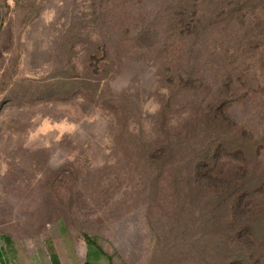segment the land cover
Listing matches in <instances>:
<instances>
[{"label":"rangeland","instance_id":"obj_1","mask_svg":"<svg viewBox=\"0 0 264 264\" xmlns=\"http://www.w3.org/2000/svg\"><path fill=\"white\" fill-rule=\"evenodd\" d=\"M235 2L0 0V227H66L112 264H211L214 187L243 230L223 264H264V9ZM204 105L205 173L179 180L153 142Z\"/></svg>","mask_w":264,"mask_h":264},{"label":"trees","instance_id":"obj_2","mask_svg":"<svg viewBox=\"0 0 264 264\" xmlns=\"http://www.w3.org/2000/svg\"><path fill=\"white\" fill-rule=\"evenodd\" d=\"M231 1L232 2L236 1L233 5L235 12L243 8V5H246L248 8V4L250 6L255 5V7L259 10L264 9V0H244V1L242 0L245 4L240 2V0H231ZM259 30L261 29L259 28ZM260 38L261 40L263 39L262 37ZM258 47L259 48L262 47V44L260 43ZM207 107L209 106L204 105V107L197 108L193 111L194 113H192L193 116L191 115V120H193L196 123L195 125L189 121L180 122L181 124L180 133L183 136L178 137L177 141H175L174 138L171 137V133L168 131L166 125L167 123L163 121L162 125H163V130L165 131L163 136L169 135V137H165L168 139L161 141L163 137L161 133V135H157L158 140H155L153 142V144H155L156 146L155 152L156 155H158L160 162L163 163L166 167H168L170 171L174 170V172L178 175L179 180H184L188 178L191 181H194L195 177H197L198 179L200 178L202 173H205V170H203L202 168H204L203 166L206 165L208 161H201L200 157L196 155L197 152L201 149L203 143L200 141V139H196V137H194L193 139H190V137L192 136L193 133L196 132L197 126L199 127V129H201V131H206L207 124L210 123L212 119ZM158 142L160 144L162 142L161 147L158 145ZM174 156L178 157L180 160L179 161L180 163L177 166H175V161H172ZM154 158H157V156ZM206 192L211 194L210 196H212L214 193L218 197L217 200H212L213 197L208 198V200H210L213 206L212 210L215 215V216H211L212 220L210 217L207 220V222H209L213 226V229L209 231V235L211 236L214 233L213 237H215V245L213 248H210V251L212 252L210 263L223 264L225 259H221L223 258L222 257L223 254L221 253H222L225 237L229 236L231 232L234 233L240 232L239 236H241L243 230L240 229L238 231L233 229L234 227L233 225H235V223L240 221V218L237 216V214H235L236 209L232 211L234 213L233 215L230 214L227 217L223 214H221L220 216L216 215V212L218 210L221 212L224 203L223 202L224 200L220 198V196L218 195L217 189L214 187L213 188L209 187V189ZM202 195H204V191H202V194L200 196ZM214 228H215V232L213 231ZM87 240L90 241V238L87 237Z\"/></svg>","mask_w":264,"mask_h":264},{"label":"crops","instance_id":"obj_3","mask_svg":"<svg viewBox=\"0 0 264 264\" xmlns=\"http://www.w3.org/2000/svg\"><path fill=\"white\" fill-rule=\"evenodd\" d=\"M52 229L39 240L1 226L0 258L15 264H112L92 240L79 241L66 227Z\"/></svg>","mask_w":264,"mask_h":264},{"label":"built area","instance_id":"obj_4","mask_svg":"<svg viewBox=\"0 0 264 264\" xmlns=\"http://www.w3.org/2000/svg\"><path fill=\"white\" fill-rule=\"evenodd\" d=\"M0 264H15V262H13V261H3V260L0 258Z\"/></svg>","mask_w":264,"mask_h":264}]
</instances>
